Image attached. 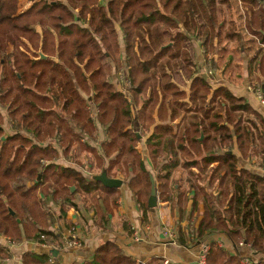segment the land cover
I'll return each mask as SVG.
<instances>
[{
	"label": "trees",
	"instance_id": "1",
	"mask_svg": "<svg viewBox=\"0 0 264 264\" xmlns=\"http://www.w3.org/2000/svg\"><path fill=\"white\" fill-rule=\"evenodd\" d=\"M239 2L246 9L248 34L240 27L244 12ZM239 2L33 0L21 11L19 0H0V238L6 241L0 242V264H14L8 244L58 243L59 234L52 231L57 210L61 214L75 207L77 193L92 205L101 200L108 212L112 203L100 194L108 188L94 180V168L109 176L123 165L131 174L126 182L146 211L149 195L137 187L148 185L150 194L151 173L136 144L149 132L146 145L158 168L159 200H175L183 212L187 195L170 184L182 167L189 173L193 209L202 204L198 224L191 223V232L177 241L201 243L206 233L218 232L232 246L247 247L251 256L244 262L239 252L212 242L205 264H264V175L239 167L233 153L237 150L243 159L254 156L264 167V118L225 86L213 89L198 72L191 47L198 37L207 53L220 48L221 3L233 7L237 18L232 15L226 38L243 42L246 54L252 49L249 74L254 68L263 76L257 78L260 91L264 7L257 0ZM204 60L215 67L214 61ZM113 72H125L122 89L113 83ZM177 118L180 122L171 125ZM76 148L88 157L82 173L55 162ZM49 248L46 255L24 252L21 264H59ZM162 261L153 258L145 264ZM79 264L136 260L107 240Z\"/></svg>",
	"mask_w": 264,
	"mask_h": 264
},
{
	"label": "crops",
	"instance_id": "2",
	"mask_svg": "<svg viewBox=\"0 0 264 264\" xmlns=\"http://www.w3.org/2000/svg\"><path fill=\"white\" fill-rule=\"evenodd\" d=\"M20 3L21 2L19 0V10H23ZM31 3L32 1L29 5ZM239 8L241 9L240 5ZM216 41L217 39L215 38L214 43ZM223 42V48H217L213 52V57L215 61H219L223 56L222 52H225V56H227L228 60L231 61L234 60V56L237 55L239 57V62L234 61V64L232 65L237 73L233 72V76L228 74V77H224V71L218 68L219 70L213 71L212 74L210 73V77H207L209 85L213 89L219 86H225L234 96L244 98L249 105L264 118V102H262L258 97L256 87L257 78L263 80V76H261L258 71H255L254 68H251V74H249V60L246 53L243 52L244 43H241L239 49H236L234 46V40L223 38ZM191 47L193 48L192 52L194 63L198 69H200L205 64L204 57L207 55V52L203 49V45L197 37L192 39ZM233 51H236L235 55L233 54ZM250 51H252V49H248V52ZM39 53L41 52H38V54ZM228 64L229 62L227 65ZM236 74H238L239 78H235ZM262 85H264L263 82L261 83L260 91L262 94V100L264 101V91H262ZM179 122L180 119L177 118L171 123V125L176 126ZM137 129L138 125L135 123V131ZM150 131H152V127L150 128ZM149 135L150 132L139 138V141L136 144V150L141 153L145 167L152 174L155 181L158 168L153 167L149 158L146 145ZM89 143L91 144L92 142L89 141ZM140 143L141 147L140 150H138L137 146ZM82 152L83 151L76 148L68 153V156L66 155V157L60 155L55 162L59 164H67L82 173L84 172L83 167H85L82 166V164L84 165L88 159L86 152L85 156L82 155ZM233 153L239 159V167L246 168L259 175H264V167H259L257 165L258 160L254 156L248 159H243L237 150H234ZM65 158H70V160H66ZM150 167H152V170ZM192 170L194 172L198 171L195 167H192ZM94 171H96L97 174L96 168L93 169V172ZM109 174L110 175L108 177L119 178L121 180V185L118 187H106L108 189H101L100 194L103 195V199H106L104 196L108 195L112 198L110 200L112 203L111 211L107 213L101 200L98 201L97 205H92V201L89 200L88 202L92 206L88 208V211L82 210L81 215H71L72 219H69V221L73 224L67 223L64 225L62 223L63 221L60 220L61 224H58L56 221V223L52 225V231L57 229L58 233H60L61 236H64V238H68L69 236L72 237L71 231H77V233H74L76 234L75 238L80 242V245L77 247L63 249L58 252L56 251L55 257L57 258L59 264H79L89 259L94 249L101 242L107 240L114 241L126 255L132 256L136 260V264H145L153 258L162 259V264L163 262L166 264L197 263L203 243H208L209 245L212 242L216 243L220 247L223 246L232 254L239 252L246 260L251 256V252L247 247L238 246L236 248L232 246L227 236L218 232L206 233L201 243L197 242L192 244L194 242H191V244L184 245L177 241V239H180L181 235L188 231L187 229L190 227V224L192 223L197 225L200 217L202 216L201 203L197 209H193L192 207L193 192L191 183L186 180L187 178L189 179L187 169L178 167L173 173L174 181L176 180L174 188L178 189L179 193H184L185 196L187 195L188 198L183 212H181L177 205H174L173 207L171 202L158 201V192L156 206L154 208H148L144 211L136 202L135 194H133L129 185L125 183V181H123L118 174H116L115 169H113ZM176 174H179L181 177L179 179L176 178ZM73 189L74 187L72 186L71 190ZM211 192L215 194L216 187L213 188ZM39 196H41V194H39ZM108 198L109 197H107V199ZM114 198L115 201L113 202ZM101 214H104L105 220L101 219ZM69 224L75 226L76 229L70 227ZM110 224L112 225L111 227ZM128 230H130V232L132 230V233H129ZM133 231L138 232L139 240L135 239ZM1 242H4V240L1 239ZM7 250L10 253L11 260L14 264H21L22 254L26 251H30L36 255H46L51 251V249L44 244L27 241L12 244Z\"/></svg>",
	"mask_w": 264,
	"mask_h": 264
},
{
	"label": "rangeland",
	"instance_id": "3",
	"mask_svg": "<svg viewBox=\"0 0 264 264\" xmlns=\"http://www.w3.org/2000/svg\"><path fill=\"white\" fill-rule=\"evenodd\" d=\"M31 1H33V0H20V5H21V7H22V9L24 10V9H26L27 8V6L29 5V3L31 2ZM238 2H239V0H238ZM257 2H258V5L260 6V7H264V0H257ZM241 4H243L242 2H239V5L241 6ZM221 7L223 8V10H224V12H225V25H224V27L222 28V32H221V39H220V41H221V44H219V47L220 48H223V38H226V33H230L231 32V30L230 29H232V24L229 22L231 19H232V15L234 16V18H237V13H235V15H234V12H235V9L233 8V7H231L230 9H228V5L227 4H223V3H221ZM22 11V10H21ZM241 11L242 12H244V13H242V21H241V23H240V27H242V32L243 33H246V34H248V32H247V28H248V24H247V22H248V19H246L245 18V11H246V9L244 8V7H242L241 6ZM241 11H239V12H241ZM248 12V15H249V13H250V11H247ZM250 22H251V20H250ZM253 22H255V21H253ZM198 38V37H197ZM199 39V38H198ZM199 41L201 42V40L199 39ZM213 43H214V39H213ZM216 43V42H215ZM241 43H243V42H236L235 41V48L236 49H238L237 48V46L238 45H240ZM210 43L208 44V48H210ZM212 46V45H211ZM227 47V46H226ZM235 52L236 51H233V54L235 55ZM253 52L252 51H250L248 54H246L247 55V57H248V60H249V58H250V55L252 54ZM222 58L219 60V61H215V59H214V57H213V53L212 54H210V53H207V55L204 57L205 59H211L212 61H215L216 62V64H215V67H213V69L211 68V67H209L207 64H206V62H204L205 64L199 69V73L201 74V75H204L205 77H210V75L213 73V71H216V70H223L224 72H223V76L224 77H228L227 75L228 74H230V76H233V72L234 73H237V71L235 72V70H234V68L232 67V65L234 64V61H237V62H239V57L237 56V55H235L234 56V60H231V61H229L228 60V57L227 56H225L226 55V53L225 52H222ZM229 62V64L227 65V63ZM203 64V63H202ZM219 68V69H218ZM208 70H210L211 71V74H209L208 73ZM113 75L111 76V79H112V81H113V83L115 84V86H117V88H120V89H122V84H123V82H124V80H125V82H126V74H125V72L123 73V75L122 74H120V73H112ZM178 75H176V80L177 81H179V79H178ZM235 78H239V76H238V74H236V76H235ZM180 82V81H179ZM263 102V101H262ZM136 108H132V113L135 115V113H136ZM137 131V130H136ZM103 135L102 134H99V138H101ZM140 147H141V143L137 146V148H138V150H140ZM143 151V150H142ZM141 151V152H142ZM139 153V158H143L142 157V155H141V153L140 152H138ZM82 155L83 156H85V152L83 151L82 152ZM146 157V156H145ZM130 159H132V160H134V159H136V157H129ZM83 165V164H82ZM123 165H120V167H119V170H115L116 171V174H118L119 175V177H121L122 179H123V181H125V183H127L126 181H129V177H130V175L131 174H128L125 170H124V168L122 167ZM84 169L86 170L87 169V166H85L84 167ZM150 169L152 170V167H150ZM97 172H98V170H97ZM98 174V173H97ZM100 174V173H99ZM176 176V178H180L181 176H179V174H176L175 175ZM112 178V177H111ZM114 178V177H113ZM116 179H119V178H116ZM176 181V180H175ZM175 181L173 180L170 184H173L174 185V183H175ZM128 184V183H127ZM170 184H169V186H170ZM137 189H141L142 190V192L144 193V194H146L147 195V197H148V195H149V192H147L148 190H149V186L148 185H146V184H144L143 186H138L137 187ZM74 190V189H73ZM181 191H183V190H181ZM104 197H109L108 199L109 200H111L112 198L108 195V196H104ZM90 199H88V201H89ZM88 201H86V202H84L83 201V199H82V195H80L79 193H77V195H75V197H74V202L76 203V206L75 207H67L66 208V210L64 211V212H62L61 214H60V212L57 210V208L56 207H54V206H51V208H53V210H57V215H58V219L56 220L57 221V223L58 224H61V222H60V220H62L63 222V224L64 225H66L67 223H71L70 221H69V219H72V216L71 215H75V216H77V215H81V211L82 210H86V211H88L89 209V207L90 206H92ZM148 201V200H147ZM158 201H159V199H158ZM174 203H175V200L173 201V205H174ZM91 208H93V207H91ZM111 205L109 206V208H108V212L109 211H111ZM107 212V213H108ZM71 216V217H70ZM56 221L54 222V223H56ZM75 221H76V218H75ZM71 224H73V223H71ZM71 224H69L70 225V227H73V228H75L76 229V227L75 226H73V225H71ZM112 225L110 224V227H111ZM188 232H191V230H192V227H188ZM54 232H56V233H58V231H57V229H55V230H53ZM74 233H77V231H71V236H75L76 234H74ZM130 233H132V230H131V232ZM59 234V241H58V243H52L51 244V246L49 245V247H51L53 250H55V251H60V250H63V249H61V248H57L56 246L57 245H59V243H61V245L63 244V241L64 240H66V239H69L70 238V236L68 237V238H64V236H61V234L60 233H58ZM133 235H134V237H135V239H136V237L138 236L139 237V235H138V232L137 231H133ZM4 240V239H3ZM78 240V239H77ZM139 240V239H138ZM0 242H1V238H0ZM4 242L6 243V241L4 240ZM8 244V243H7ZM10 245H12V244H8V246H7V249H8V247L10 246ZM48 247V246H47ZM57 248V249H56ZM206 258V257H205ZM164 263V262H163Z\"/></svg>",
	"mask_w": 264,
	"mask_h": 264
},
{
	"label": "water",
	"instance_id": "4",
	"mask_svg": "<svg viewBox=\"0 0 264 264\" xmlns=\"http://www.w3.org/2000/svg\"><path fill=\"white\" fill-rule=\"evenodd\" d=\"M39 56L44 58V56L41 53H39ZM262 91H264V85H262ZM201 138H202V133H201L200 139ZM94 180L100 182L102 185H104L105 187H109V188H114V187H118L121 185L120 179L108 177L105 170H103L100 174L94 176ZM149 180H150L151 186H150V194L148 197L147 206L148 208H154L157 204V189H156V183L154 181L152 174L149 175ZM52 255L56 256L55 250H52Z\"/></svg>",
	"mask_w": 264,
	"mask_h": 264
},
{
	"label": "built area",
	"instance_id": "5",
	"mask_svg": "<svg viewBox=\"0 0 264 264\" xmlns=\"http://www.w3.org/2000/svg\"><path fill=\"white\" fill-rule=\"evenodd\" d=\"M208 73L210 74L211 71L208 70ZM258 97L261 99V101H263L261 91H258ZM136 240H138V236L136 237ZM79 245H80V242L75 238V236H72L69 239L64 240L62 245L61 243H59V245H57L56 247L61 248V249H67V248L77 247ZM208 249H209L208 243L207 244L203 243L201 247V251L199 253V259H198L199 264H205V257L208 252ZM246 261L247 260L245 259L244 262ZM163 264H166V263H163Z\"/></svg>",
	"mask_w": 264,
	"mask_h": 264
}]
</instances>
